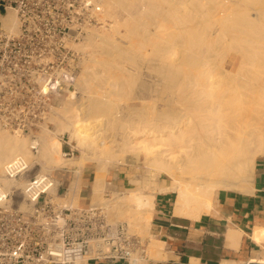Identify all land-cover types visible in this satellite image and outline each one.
I'll return each instance as SVG.
<instances>
[{
  "label": "bare ground",
  "instance_id": "obj_1",
  "mask_svg": "<svg viewBox=\"0 0 264 264\" xmlns=\"http://www.w3.org/2000/svg\"><path fill=\"white\" fill-rule=\"evenodd\" d=\"M166 1L104 0L97 14L102 25L91 27L76 44L86 58L80 61L82 74L75 85L90 94L88 104L82 103L83 117L75 107L77 93L66 97L56 92L48 116L56 137L50 130L37 140L0 131V181L5 190L25 187L24 180L4 178L5 165L18 157L34 168L41 165L40 174L82 168L88 160L99 163L90 205L104 204L128 223L130 232L151 237L148 260L134 258L136 264L165 259L150 233L157 194L175 193V215L198 218L212 209L221 189L248 192L256 160L264 156V0H188L190 4L168 9L162 5ZM195 4L200 17L191 12ZM210 13L213 19H208ZM1 21L17 30L14 11ZM127 61L148 66L128 67ZM98 79L103 83L91 84ZM123 99L141 103L139 110L126 107L134 124L125 133L124 146L97 144L81 132V124L92 125L103 115L110 116L108 124H117L115 102ZM65 131L95 158H65L59 139ZM36 144L37 153L31 150ZM117 158L131 167L146 164L155 179L145 185L147 192L129 189L102 201L107 161ZM79 174L76 171L71 183L72 199L66 201L71 207L80 205ZM165 176L169 183L160 181Z\"/></svg>",
  "mask_w": 264,
  "mask_h": 264
},
{
  "label": "built area",
  "instance_id": "obj_2",
  "mask_svg": "<svg viewBox=\"0 0 264 264\" xmlns=\"http://www.w3.org/2000/svg\"><path fill=\"white\" fill-rule=\"evenodd\" d=\"M103 2L0 0L18 24L16 31L5 28L0 10V131L37 140L55 94L74 90L81 61L76 44L91 27L102 25L97 14ZM38 171L23 157L5 165V179L26 183L24 189L5 190L0 181V264L148 260L147 244L127 223L109 222L103 207L60 203L53 172Z\"/></svg>",
  "mask_w": 264,
  "mask_h": 264
},
{
  "label": "crops",
  "instance_id": "obj_3",
  "mask_svg": "<svg viewBox=\"0 0 264 264\" xmlns=\"http://www.w3.org/2000/svg\"><path fill=\"white\" fill-rule=\"evenodd\" d=\"M82 181V188L90 186ZM174 201L173 192L156 196L150 233L165 259L149 264H264V156L256 160L248 192L220 190L198 218L175 215Z\"/></svg>",
  "mask_w": 264,
  "mask_h": 264
},
{
  "label": "rangeland",
  "instance_id": "obj_4",
  "mask_svg": "<svg viewBox=\"0 0 264 264\" xmlns=\"http://www.w3.org/2000/svg\"><path fill=\"white\" fill-rule=\"evenodd\" d=\"M5 1H7V0H5ZM182 2L188 3V0H167L166 3L163 2L162 5H164L168 9L169 5H178L179 4V6H180V3H182ZM188 4H190V3H188ZM190 8H191V12L193 13V15H195L196 17L201 16L199 14L200 8L198 6H196V4L193 5V7L190 5ZM232 8L235 9L236 7H232ZM233 9H231V11H233ZM0 10L2 11L1 16L4 15L5 13L3 11V8H0ZM11 11H13V10H11ZM211 16H212V14L210 13V16H208V19L214 18L213 16L212 17ZM152 31H154V27H152ZM80 41H78V42H80ZM77 51L79 52L80 60L82 62L84 60V58H86V56L81 51H79V50H77ZM116 52H113V53L116 54ZM147 53L151 54L152 49L149 48L147 50ZM116 55L119 56L118 54H116ZM149 57H151V55H149ZM81 62H80V69L77 71L76 79H78V77L82 74ZM124 64L128 67H136L140 64H141L140 65L141 67H147L148 66V64L146 62L134 63L131 61H127ZM122 66H123V64L118 65L117 68H119V67L121 68ZM102 83L103 82L98 79V80H94L91 84L98 85V84H102ZM71 92L77 93V99H75V102H77V103L75 104V107L78 106L79 108L78 107L77 108L81 109V110H79V113L83 117V115L85 113H84V109H83L84 107L82 106V103L88 104L90 94L87 92V89H86V91L85 90L83 91L82 89H80L76 85L74 87V90ZM64 94H66V97L69 95V93H67V92H64ZM54 102L52 104L51 110L55 107L56 103H54ZM115 103L117 105L115 110L118 111V116H119L117 124H108L110 116L106 117L103 115L98 120L95 121L96 123H94L92 125H87V126L81 124L79 128H80L81 132H83L84 134H87L88 136L93 137L94 140H96L97 144H99L101 142H105V143H108V145H110V143H112V145H114L117 148L118 146H120V147L124 146L125 133L129 132L130 128H132V126L134 124V121L132 120V113H130L126 109V107L128 105H131V106H135L139 110L141 103L139 101H128L126 99H123V100H121L119 102H115ZM147 104H152V101H148ZM114 114H115V112H114ZM133 118H134V115H133ZM48 130H50L49 132H51L50 133L51 135L56 137V126L54 125V123H52L50 121L49 117H48L47 121L45 122V124L42 125V127L38 131V133H36L35 137L36 138L42 137L43 135H45L46 132H48ZM30 138H32V136H30ZM59 139L62 142V151H63L65 158H78L79 156H81L83 154H85L88 158H90V156L95 158V156L92 155L91 152L78 147V144L75 141L71 140L70 134L68 132L65 131L64 133L60 134ZM116 154L121 155V152H117ZM40 166L41 165L36 166L34 169L37 171L40 169ZM98 166H99V163L94 162L93 160H88V161H86L85 165L81 166L82 168H80L79 166H76L73 169H59V170L54 169L56 171L53 172V175L57 179L56 188L61 187V188H59L60 189L59 190V196L62 199L59 198L58 201L60 203L64 204V203H68V202H66L67 200L72 199L73 194H72V191L70 190L71 183H73L76 180V178H75L76 171H79V172L81 171V175L79 174L80 178H81L80 179L81 180V187H84L83 186L84 183H82L83 177L89 179L90 186L88 188H81L79 204L81 206L90 205V198L92 196L91 195L92 183H93L96 171L98 169ZM106 167H107V169L105 171V184H104L103 191H102L103 192L102 193V201L110 200V199H113L114 197L120 196L121 194H123L124 192H126L129 189L137 190L138 188L142 187L143 188L142 191L147 192L148 188L145 187V185L146 184L150 185L151 181L155 179V177H153L151 175L150 169L146 164H142L141 166H138V167H136V166L131 167L129 165L121 164V160H119V158H117V159H114L113 161H107ZM136 181L138 183H135ZM160 181H165V182L169 183L170 179L165 176ZM65 195H66V198H63ZM173 197L175 200L176 199L175 193H173ZM97 206L103 207L106 209V213L108 215L109 222L117 223L118 221H120L123 223H127V222H124L123 220H120V218H118L116 212L110 211V209H108V207H105L104 204H100ZM130 233L133 235H137L138 237H140L142 239V241L145 244H147V252H148V244H149L151 237H149V236L146 237V236H143L141 234H136L133 232H130ZM146 264H149V262H147Z\"/></svg>",
  "mask_w": 264,
  "mask_h": 264
}]
</instances>
